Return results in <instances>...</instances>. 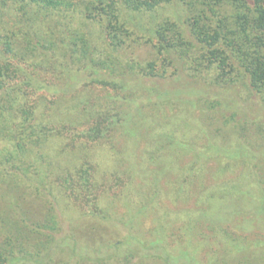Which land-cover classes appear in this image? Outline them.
Wrapping results in <instances>:
<instances>
[{
    "label": "trees",
    "instance_id": "obj_1",
    "mask_svg": "<svg viewBox=\"0 0 264 264\" xmlns=\"http://www.w3.org/2000/svg\"><path fill=\"white\" fill-rule=\"evenodd\" d=\"M167 83L186 96L184 83L216 97L174 99L158 88ZM87 88L111 89L114 105L128 111L91 105V95L78 96ZM67 96L74 103L65 109ZM252 100L264 110V0H0V264H172L157 255L133 262L135 253H122L129 235L117 241L114 231L131 225L130 211L117 222L101 207L90 162L60 167L55 160L79 141L100 142L121 122L143 120L152 101L154 112L201 103L219 134L234 129L264 145V122L253 128L238 106ZM58 109L70 115L54 121ZM66 137L70 143L52 154L50 144ZM220 151L241 160L240 176L257 193L247 189L240 198L264 216V149H203L199 158ZM72 208L76 218L67 214ZM210 222L224 250L242 254L234 264H264L263 245ZM187 224L179 239L158 221L150 234L173 238L180 249L188 242L201 248L204 240L192 238L199 224ZM208 255V264H229L216 251Z\"/></svg>",
    "mask_w": 264,
    "mask_h": 264
},
{
    "label": "rangeland",
    "instance_id": "obj_2",
    "mask_svg": "<svg viewBox=\"0 0 264 264\" xmlns=\"http://www.w3.org/2000/svg\"><path fill=\"white\" fill-rule=\"evenodd\" d=\"M144 52L145 49H138V53ZM184 85L185 89L180 87V91H190V96L174 92L176 89L171 83L161 87L158 85V88L169 91L172 93L171 97L178 100L196 97L198 93L208 99L216 97V94L198 85ZM199 88L204 91H198ZM82 95L87 98L91 95V105L108 104L116 115L120 116L128 111L124 103L121 105L118 102L119 105H114V92L109 88H87L78 93V96ZM220 97L226 104L233 106L228 96L220 94ZM73 103V98L67 96V100L60 106L66 109ZM238 103L244 112V118L252 123L253 128L254 124L264 122V110L257 101ZM152 104L154 105L153 101L146 108V117L143 120L121 122L122 124H118L120 130L113 129L100 142L79 141L74 148L65 149L66 152L55 160L60 167L83 161L90 162L94 165L92 174L99 185L98 198L101 207H108L111 219L117 222H121L119 220L123 213L130 211L125 223L129 221L131 225L123 226L124 224L118 223L117 230L114 231L117 233V241H123L129 235L128 245L125 241L124 245H118L120 251L135 253L133 262L140 257L157 255L172 264H208V251L213 250L219 256L228 258L229 264H234L242 254L230 255L229 251L224 250L219 238L210 230L211 220H218L236 235L248 237L259 243V246H264V216L253 211L249 197L240 198L247 189L253 196L257 193L254 191L255 185L249 187V180L240 176L241 160L230 161L221 151L209 152L205 155L206 160L199 158L203 149H264L261 139H245L235 135L234 129L228 134H219L216 126L211 125L212 116H204L201 103L190 105L186 101H178L173 106L162 105L159 112H154ZM238 106L235 107L239 109ZM58 110L49 116L54 121L69 116L71 112ZM220 123L221 121L217 122ZM124 127L133 133L126 136L122 132ZM70 140L69 137L57 140L48 149L56 156L62 150L60 147L68 145ZM178 149L193 151L180 154L177 153L180 151ZM198 166H202L200 171L190 177L196 173L195 168ZM143 211L145 212L142 216L140 212ZM70 212L67 211V214L75 218L79 213L74 208ZM139 217L141 220H138L134 230V223ZM250 218L253 224L247 222ZM157 221L159 224L163 222L168 232L177 239L185 224L188 226L187 223H190L193 227L198 223V230L193 232L192 238L193 241L204 240L200 242L204 245L195 248L188 242L180 249L172 241L173 238L163 240L157 238V235H151L150 230ZM253 248L252 246L251 249Z\"/></svg>",
    "mask_w": 264,
    "mask_h": 264
}]
</instances>
